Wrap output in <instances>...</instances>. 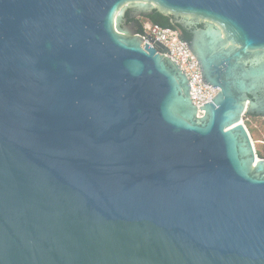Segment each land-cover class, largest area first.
Wrapping results in <instances>:
<instances>
[{
    "label": "water",
    "instance_id": "water-1",
    "mask_svg": "<svg viewBox=\"0 0 264 264\" xmlns=\"http://www.w3.org/2000/svg\"><path fill=\"white\" fill-rule=\"evenodd\" d=\"M191 39L201 82L131 19ZM145 44V45H144ZM264 0H0V264H264Z\"/></svg>",
    "mask_w": 264,
    "mask_h": 264
},
{
    "label": "built area",
    "instance_id": "built-area-1",
    "mask_svg": "<svg viewBox=\"0 0 264 264\" xmlns=\"http://www.w3.org/2000/svg\"><path fill=\"white\" fill-rule=\"evenodd\" d=\"M142 36L145 44L161 43L167 50L165 55L175 62L186 76L190 87V98L197 110L211 102L210 100L216 96L218 90L211 89L210 85L206 86L201 82L197 61L187 49L188 42L181 39L177 30L148 22L144 24ZM202 115L203 113L198 110V116Z\"/></svg>",
    "mask_w": 264,
    "mask_h": 264
},
{
    "label": "rangeland",
    "instance_id": "rangeland-1",
    "mask_svg": "<svg viewBox=\"0 0 264 264\" xmlns=\"http://www.w3.org/2000/svg\"><path fill=\"white\" fill-rule=\"evenodd\" d=\"M245 124L252 135L258 156L264 159V118L246 116Z\"/></svg>",
    "mask_w": 264,
    "mask_h": 264
},
{
    "label": "trees",
    "instance_id": "trees-1",
    "mask_svg": "<svg viewBox=\"0 0 264 264\" xmlns=\"http://www.w3.org/2000/svg\"><path fill=\"white\" fill-rule=\"evenodd\" d=\"M173 18L174 16H167L160 11H156L152 17H150L149 19L148 18L144 19V24L151 22L152 24L159 25L163 28L175 29L179 32L182 40L189 42L191 39L190 34L187 31L181 29L178 25H176L173 21ZM144 24L142 25V28L144 27ZM248 117H257V116H248Z\"/></svg>",
    "mask_w": 264,
    "mask_h": 264
},
{
    "label": "flooded vegetation",
    "instance_id": "flooded-vegetation-1",
    "mask_svg": "<svg viewBox=\"0 0 264 264\" xmlns=\"http://www.w3.org/2000/svg\"><path fill=\"white\" fill-rule=\"evenodd\" d=\"M139 22L141 24V26L144 24V20L143 18H139V19H131V22Z\"/></svg>",
    "mask_w": 264,
    "mask_h": 264
}]
</instances>
